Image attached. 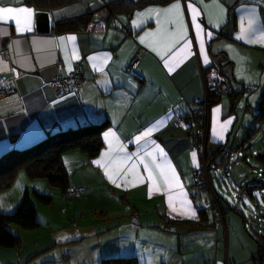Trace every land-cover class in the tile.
<instances>
[{
    "label": "crops",
    "instance_id": "crops-1",
    "mask_svg": "<svg viewBox=\"0 0 264 264\" xmlns=\"http://www.w3.org/2000/svg\"><path fill=\"white\" fill-rule=\"evenodd\" d=\"M0 7L31 10L0 19V72L12 66L17 74L16 95L0 98V155L49 133L108 121L96 156L62 155L69 188H80L75 197L62 193L64 226L46 221L44 233L25 239L30 229L9 225L21 242L0 246V264H101L107 257L252 264L257 245L246 233L236 229L229 245L226 209V226L210 225L208 202L193 184L199 159L191 129L175 122L203 97V72L228 69L231 93L209 111L208 154L220 145L232 155L251 151L262 124L247 110L258 108L264 90V0H62L46 9L0 0ZM39 12L47 13L46 33L35 27ZM86 12H92L88 25H60ZM135 54L139 63L130 72ZM76 70L84 74L79 89L54 91L53 78ZM46 185L20 170L0 191V213L13 212L30 188L52 193ZM76 204L78 216L70 212Z\"/></svg>",
    "mask_w": 264,
    "mask_h": 264
},
{
    "label": "trees",
    "instance_id": "trees-1",
    "mask_svg": "<svg viewBox=\"0 0 264 264\" xmlns=\"http://www.w3.org/2000/svg\"><path fill=\"white\" fill-rule=\"evenodd\" d=\"M62 0H26L28 4H35L41 9L57 6ZM69 1V0H65ZM162 2L168 0H160ZM92 12H86L85 14L78 16L74 19L63 20L60 25H64L68 28L79 27L80 25L86 26L90 23V15ZM220 71V70H219ZM222 73V71H220ZM223 74V73H222ZM224 75V74H223ZM229 80V79H228ZM230 83V82H229ZM251 90L250 88H247ZM231 93L230 91L227 94ZM221 96H211V105L218 102ZM235 98L232 101L234 106ZM198 103H196L197 105ZM256 111V110H255ZM255 122L264 121V90L261 93L260 102L257 108V114L254 118ZM108 126L107 120L100 122L86 123L75 128H68L59 130L53 133L47 134L44 138L34 142L33 144L22 149H11L0 155V191L8 189L14 182L17 173L20 170H24L26 175L30 179L43 178L54 187L59 188L62 193H66L69 188V176L64 168L62 162L63 153L70 150H80L86 153L90 158L97 155L102 142L101 133ZM189 128V127H188ZM191 129V128H190ZM192 132V129H191ZM209 135V134H208ZM193 142V134H192ZM209 136L206 145V165L208 181L211 186V190L215 195L219 206L223 209L225 215L224 205L219 200L218 193L215 191L212 185V179L210 175L211 170H217L220 173H225L230 170L222 171L219 166L226 162V158L220 154L222 148L231 149L229 146L220 145L215 154H208ZM192 146V144H191ZM195 152V151H194ZM232 154V153H231ZM236 158V156H234ZM237 160V158H236ZM200 164V163H199ZM192 170L193 184L198 188L200 192L207 191L201 190L194 180ZM33 199L40 204H50L52 202L51 195L33 190ZM209 204L210 208V197ZM212 216V215H211ZM225 219V217H224ZM9 225H16L22 229H34L40 225L36 219V207L32 202L30 192L26 191L17 205L16 209L10 213H0V246L3 247H15L21 242L20 237L13 233L9 229ZM212 226V222L210 224ZM257 249L251 256L252 264H264V234L260 235V238L256 240ZM101 264H138L134 261V257H107L102 259ZM228 264V263H227Z\"/></svg>",
    "mask_w": 264,
    "mask_h": 264
},
{
    "label": "rangeland",
    "instance_id": "rangeland-1",
    "mask_svg": "<svg viewBox=\"0 0 264 264\" xmlns=\"http://www.w3.org/2000/svg\"><path fill=\"white\" fill-rule=\"evenodd\" d=\"M224 74L228 79H231L230 81H234L230 70L226 69ZM237 84L240 86L239 82H237ZM248 88L252 89L253 86ZM222 96L225 97L227 94ZM242 96H245V94L241 95V97ZM244 99L245 97H242L239 102L241 113L245 111ZM249 109L250 108H248L247 112L250 114V118H253V116L257 114V108H255L256 111L254 110V112H250ZM258 123L262 124L257 125L255 140L248 143V145L251 146L250 148L248 145L245 147L246 149L249 148L251 151L246 153L245 150L237 148V153L234 152V156L237 158L236 164L231 167L229 171L225 173H220L217 170L210 171L212 185L218 193L219 200L224 205V209L227 210L226 219L229 229L228 239L230 246H232V239L238 228L241 234L242 232L246 233L254 243H256L255 241L258 239L256 232L259 234L264 233V121ZM240 144L241 143L236 142V145H238L237 147H239ZM33 180L44 182L47 184L46 186L51 188L50 191H52V193H43L51 195L52 202L50 204H40L36 201L38 219L42 221L41 223L43 225L30 229L31 232L26 231L24 233L23 231L25 239L30 236H37L39 232L44 233L39 231V229L45 227L46 221L52 225L51 227L55 228L59 225L61 226L60 228H62L67 222V218H65L63 211L66 205L62 197V191L57 187L51 186L46 179L35 178ZM195 188L198 190L197 187ZM32 191L33 188H30V196L33 199ZM200 193L202 194V196H200L202 201L205 203L207 200L209 204L208 191H202ZM68 201L65 202L70 204L71 200ZM78 210L79 207L77 204L74 205V207L72 205L70 208V212H76L77 216ZM75 221L79 222V219ZM14 226L20 229V227L16 225H13L12 228H15ZM63 231H58V234H63Z\"/></svg>",
    "mask_w": 264,
    "mask_h": 264
},
{
    "label": "built area",
    "instance_id": "built-area-1",
    "mask_svg": "<svg viewBox=\"0 0 264 264\" xmlns=\"http://www.w3.org/2000/svg\"><path fill=\"white\" fill-rule=\"evenodd\" d=\"M0 57L5 59L2 54ZM139 63V55L135 54L128 64V70L130 72H135ZM12 66L7 67L2 72H0V98L11 97L16 95L14 78L16 73L13 71ZM23 74L19 72L18 74ZM204 76V95L197 102L198 104L189 106L186 112L176 120L175 124L177 126L183 125L192 129L193 142L192 150L195 151L199 159V167L193 172L194 180L201 190H207L211 192L210 197V210L212 215V227L217 228L220 225L226 226L224 219L223 209L219 206L215 195L211 190L210 183L208 181L207 175V165H206V145L208 141L209 134V111L211 107V96H222L230 91V83L228 78L220 73L217 69H210L203 72ZM84 80V74L80 70L69 71L64 75H59L53 78L49 83L54 91L60 93L64 90H77L81 87ZM220 154L226 158V162L219 166L222 171L228 170L229 167L236 164V158L231 154L230 150L227 148H222ZM80 188H68L65 196L77 195ZM216 264H227L216 263Z\"/></svg>",
    "mask_w": 264,
    "mask_h": 264
},
{
    "label": "snow or ice",
    "instance_id": "snow-or-ice-1",
    "mask_svg": "<svg viewBox=\"0 0 264 264\" xmlns=\"http://www.w3.org/2000/svg\"><path fill=\"white\" fill-rule=\"evenodd\" d=\"M174 7H178V6H174ZM24 12H27V13L30 14L31 10L23 9V8L13 9V8H10V7H0V19H2L5 15H8L9 17H11L15 13H24ZM69 39H74V37H69ZM169 71H171V68L169 69ZM150 131H151V129H149L148 131H146L142 135L146 136V135L149 134ZM136 139L140 140L141 137L138 136ZM192 155H193V159H195V153H193ZM96 163H99V161H96ZM109 179H111V176L109 177Z\"/></svg>",
    "mask_w": 264,
    "mask_h": 264
},
{
    "label": "water",
    "instance_id": "water-1",
    "mask_svg": "<svg viewBox=\"0 0 264 264\" xmlns=\"http://www.w3.org/2000/svg\"><path fill=\"white\" fill-rule=\"evenodd\" d=\"M35 27H36V30L38 32L46 33L49 31L50 26H49V21L47 18V13H45V12L37 13V19H36Z\"/></svg>",
    "mask_w": 264,
    "mask_h": 264
}]
</instances>
